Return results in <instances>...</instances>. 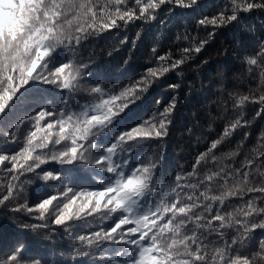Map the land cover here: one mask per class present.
Returning <instances> with one entry per match:
<instances>
[{
  "label": "snow or ice",
  "instance_id": "6c2138e0",
  "mask_svg": "<svg viewBox=\"0 0 264 264\" xmlns=\"http://www.w3.org/2000/svg\"><path fill=\"white\" fill-rule=\"evenodd\" d=\"M201 3L0 0V139L18 146L0 152V208L26 213L34 222L19 227L50 244L70 243L55 260L17 239L0 245V264H66L65 255L78 264L98 257L99 264H264V237H255L264 232V133L247 150L244 133L235 148L218 152L249 125L248 105L264 114V42L243 57L259 84L228 94L231 116L221 117L222 131L190 169L168 171L155 150L169 135L177 96L157 100L147 117L135 112L153 84L180 74L205 49L215 29L264 13V0H224L202 13L196 23L204 37L178 36L186 44L175 52L153 46L156 66L127 83L106 82L95 55L81 54L93 38L123 32V46L129 25L142 28L161 12L202 11Z\"/></svg>",
  "mask_w": 264,
  "mask_h": 264
},
{
  "label": "trees",
  "instance_id": "16d2710c",
  "mask_svg": "<svg viewBox=\"0 0 264 264\" xmlns=\"http://www.w3.org/2000/svg\"><path fill=\"white\" fill-rule=\"evenodd\" d=\"M223 2L224 0H202V11L191 13L183 11L173 15L161 12L158 21L142 25V28L129 25L128 44H119L123 32L119 35L106 33L91 39L87 46L81 49V54L87 56L92 52L95 55L97 66L108 78L106 82H114L117 78L124 83L138 79L147 68L156 66L153 46H156L160 54L169 49L175 52V49L186 44L182 39L177 40L178 36L182 37L188 33L204 37L206 33L200 29L196 20L202 13L211 14L217 11ZM137 31H140L141 35L133 48L131 41L135 39ZM214 32L205 49L182 66V72L178 70L180 74L170 72L162 77L149 88L144 100L135 108L137 115L147 117L156 110L157 100L166 103L170 96H177V110L173 114L169 135L155 146L170 172L179 171L181 167L190 169L197 153L204 151L208 142L222 131L225 119L221 117H230L232 114L229 93L247 91L248 88H256L259 84L258 78L253 79L246 71L243 57L257 48L259 42H264V13L254 11L244 14L238 23L217 28ZM169 84H179L180 87L173 91L168 87ZM225 105L229 109L227 112L224 110ZM258 107L255 104L247 106L246 118L250 121L249 125L239 129L230 141L220 146L218 152H228L235 148L236 144L244 139V133H248L244 149L255 145L257 138L264 133V114H255ZM15 150H18L16 144L5 143L0 139V152L11 154ZM243 154L242 151L236 158L237 162ZM33 187L28 186L25 193L30 204L33 202ZM32 222L33 219L26 213H14L9 209L0 208V245L7 248L10 242L22 239L28 242L31 253L49 255L55 260L61 259L58 253L66 252L70 248L67 237H58L55 244H50L41 236L19 227L21 223ZM255 237H264V232L255 233ZM63 259L66 264H78L68 255ZM94 264H99V257Z\"/></svg>",
  "mask_w": 264,
  "mask_h": 264
}]
</instances>
